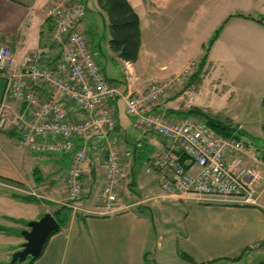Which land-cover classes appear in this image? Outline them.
Instances as JSON below:
<instances>
[{
  "label": "crops",
  "instance_id": "crops-1",
  "mask_svg": "<svg viewBox=\"0 0 264 264\" xmlns=\"http://www.w3.org/2000/svg\"><path fill=\"white\" fill-rule=\"evenodd\" d=\"M81 1L86 10L82 27L93 53L108 81L120 93L106 104L116 124L99 143L94 141L95 137L75 139L76 147H85L88 153L82 163L84 197L77 203L84 212L69 211L64 223L50 235L40 255L31 264H148L149 247L154 245L155 235L150 231V219L139 208L132 207L142 197L159 193V174L149 169V163L164 152L169 143L153 131L134 127V119L125 112L124 97L144 92L149 83L167 79L178 73L188 61H193L189 56L164 60L158 50L148 47L144 34L149 14H165L166 11L174 14L186 10V7L173 0L171 4L169 0H128L139 18L141 41L136 61L130 62L110 50L107 16L100 10L97 0ZM50 2L0 0V44L9 49L14 59L13 64L0 69V102L5 103L6 115L22 108L20 101H4L7 77L23 71L25 58L39 49H47L52 59L59 54L58 47L50 45L51 26L45 19ZM211 59L210 50L192 83L172 96L161 98L153 107L154 111L175 121L183 118L189 110L183 103L184 96L190 89L206 73H223L210 69ZM229 91L230 86L225 82L222 95ZM39 96L43 98L42 94ZM65 105L70 120L82 116L71 103L65 102ZM245 124H239L241 127L236 133L246 134L255 142L249 144L246 141L243 154L245 167L253 171V176H248L247 180L254 190L255 203L217 204L188 197L169 198L172 207L182 215L180 231L169 235L175 249L171 255L184 264H264V162L259 158V153L264 151V135L245 130ZM112 138L117 140L121 156V182L133 173L137 186L136 190L124 188L129 201L123 203L119 198L120 183L117 188L119 204L130 207L104 214L100 201L97 203L94 199L99 200L100 188L94 190L92 187L94 184L101 187L103 183L109 151L107 141ZM69 161V155H40L22 148L15 132L0 129V241L10 247L9 257L22 248L24 238L21 231L27 229L28 222L38 220L46 213L56 219L58 203L66 195L65 176ZM190 168L195 170L196 166ZM143 170L145 174H142ZM87 194L89 198H86ZM154 206L166 208L157 202ZM182 254L191 261L183 259Z\"/></svg>",
  "mask_w": 264,
  "mask_h": 264
},
{
  "label": "built area",
  "instance_id": "built-area-1",
  "mask_svg": "<svg viewBox=\"0 0 264 264\" xmlns=\"http://www.w3.org/2000/svg\"><path fill=\"white\" fill-rule=\"evenodd\" d=\"M45 19L51 26L50 45L58 47L59 54L52 59L47 49H39L25 58L23 71L7 77L4 101H20L22 108L6 115L5 103L0 102V129L15 132L18 145L35 154L69 155L65 176L68 199L63 203L67 207L82 193V163L88 155L85 147H76L75 139L95 137L99 143L113 129L115 117L106 104L120 93L108 81L82 27L86 10L81 0H51ZM13 63L9 49L0 44V69ZM196 68L194 61H188L171 77L153 81L144 92L124 97L125 112L134 119V127L153 131L169 143L149 163V169L158 172L159 188L166 198L255 203L254 190L247 180L253 171L243 163L247 145L241 138L214 132L194 114L175 121L154 111L155 104L187 82ZM65 102L81 111L82 116L70 120ZM107 143L99 201L102 213L112 214L130 206L122 207L118 201L122 177L118 142L112 138Z\"/></svg>",
  "mask_w": 264,
  "mask_h": 264
},
{
  "label": "rangeland",
  "instance_id": "rangeland-1",
  "mask_svg": "<svg viewBox=\"0 0 264 264\" xmlns=\"http://www.w3.org/2000/svg\"><path fill=\"white\" fill-rule=\"evenodd\" d=\"M86 1L88 0H83ZM169 1L171 4L172 1ZM173 1L179 6H185L186 10L174 14L168 11L165 14H149L147 24L144 25L148 47L153 51L158 50L166 61L189 56L197 66L209 49L212 55L210 69L223 72L206 73L204 78L201 77L199 83L184 96L183 103L187 104L185 108L197 106L202 113L229 125L232 130H237L241 127L239 124L246 123L243 127L245 130L264 135V0ZM221 25V31L209 46L215 30ZM225 82L230 86V91L222 95V85ZM191 83L192 80L178 85L166 96L174 95ZM239 137L249 144H255L246 134H239ZM142 174H145L144 170ZM127 177L120 187L119 198L123 203L129 201L124 188L134 190L137 186L136 174L131 173ZM99 186L94 184L92 188L97 190ZM83 192L82 190L79 198L71 202V206H67L70 211L82 212L80 209L83 207L77 203L83 199ZM89 197L87 194L86 198ZM142 198V202L138 201L132 208H139L150 219V231L155 235L154 245L149 247L150 261L147 263L184 264L171 255L175 249L174 241L169 236L180 231L181 212L172 207V201L164 197L161 190ZM67 199L66 192L65 198L58 205L63 206ZM94 199L99 203L98 198ZM155 201L166 205V208L154 206ZM165 216L167 220L164 219ZM0 242V264L28 263V259L11 263L10 247L4 241Z\"/></svg>",
  "mask_w": 264,
  "mask_h": 264
},
{
  "label": "trees",
  "instance_id": "trees-1",
  "mask_svg": "<svg viewBox=\"0 0 264 264\" xmlns=\"http://www.w3.org/2000/svg\"><path fill=\"white\" fill-rule=\"evenodd\" d=\"M97 4L100 10L104 11L107 16L108 30L110 35L108 44L110 50L116 53L117 56L122 60L130 61V62L136 61L141 44L139 18L135 10L130 5L129 1L128 0H97ZM221 29H222V25L215 30L214 35L209 41V46H211L212 43L215 41ZM208 51L209 49H207L206 55L203 56V58L201 59V61L199 62L196 68V71L191 75L188 81L193 80L199 74L197 72L201 70L203 64L205 63V59L207 57ZM262 105L264 106V99L262 100ZM191 114L197 115L198 117L204 119L208 124V126L218 134H221L225 137L234 136L236 138H240L239 134L236 133V130H232L229 125H226L220 121L208 117L206 114L202 113L197 108H191L186 112V115H191ZM263 129H264V124H263ZM259 158L262 162H264V151H261L259 153ZM69 211L70 209L64 205L60 206L58 208V211H56L55 217L60 225L64 223L65 220L64 217L67 216ZM37 257L28 258L27 264H31V262L35 260ZM181 257L185 260L191 261L186 255L182 254Z\"/></svg>",
  "mask_w": 264,
  "mask_h": 264
},
{
  "label": "water",
  "instance_id": "water-1",
  "mask_svg": "<svg viewBox=\"0 0 264 264\" xmlns=\"http://www.w3.org/2000/svg\"><path fill=\"white\" fill-rule=\"evenodd\" d=\"M59 229L58 221L49 213L40 219L27 223V229L21 231L24 243L20 250L12 254L11 263L37 257L50 235Z\"/></svg>",
  "mask_w": 264,
  "mask_h": 264
}]
</instances>
